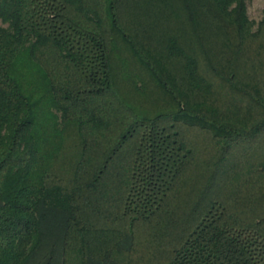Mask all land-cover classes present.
Listing matches in <instances>:
<instances>
[{
  "label": "trees",
  "instance_id": "obj_1",
  "mask_svg": "<svg viewBox=\"0 0 264 264\" xmlns=\"http://www.w3.org/2000/svg\"><path fill=\"white\" fill-rule=\"evenodd\" d=\"M247 2L0 0V264H264V161L173 202L186 129L264 144Z\"/></svg>",
  "mask_w": 264,
  "mask_h": 264
},
{
  "label": "rangeland",
  "instance_id": "obj_2",
  "mask_svg": "<svg viewBox=\"0 0 264 264\" xmlns=\"http://www.w3.org/2000/svg\"><path fill=\"white\" fill-rule=\"evenodd\" d=\"M263 9H264V0H248L247 15L248 18L254 23V27H256L257 23L261 19L263 14L262 13ZM119 62L121 63V61ZM120 63L118 64L121 68V71H123L122 70L123 65ZM185 135L187 139L190 141V144L192 145L193 150L194 152H196L197 156L195 159L196 164H193L191 169L192 171L188 175H186L188 176L186 182L177 191V193L175 194L176 196L173 200L174 206H176V209L180 214L181 212H183L180 211L181 208L188 210L192 206L193 201L198 198V196L194 194L199 192L202 187L204 188L206 187V185L209 182V177L211 175L210 170L213 169L214 164H216L217 167H220L219 170H221L222 165H224V167H227L229 162L233 160L239 162L238 163L239 165H242L241 163H246L248 159L250 162L256 163L255 166L259 165L257 162L264 161L262 160L264 159V146H263L264 144L260 141L259 142L253 141L252 143L248 144L249 147H247V149L249 150L248 153H250V155L245 157V155H243L242 147H241V143H243V140L240 139L242 137H240L238 142H235L237 144L234 143L235 145L232 144V146L228 148L227 145L225 146L226 143L230 142L228 139L223 140V142H221V139L219 140L216 139L215 141L214 138H212L209 133L200 132L198 130H193V129H186ZM247 143L249 142L247 141ZM223 153H224V158L223 160H220L219 156ZM241 167H243V165ZM211 177L213 178V180L217 179L216 174L211 175ZM211 186H212L211 189L212 188L217 189V193L220 190L221 193L226 194L230 189H232V186L228 184L226 186L225 185L221 186V184H218L216 186L215 185H211ZM213 191L214 189H212L211 192ZM242 193L244 194V192L240 191V195H243ZM263 197H264V193H263Z\"/></svg>",
  "mask_w": 264,
  "mask_h": 264
}]
</instances>
